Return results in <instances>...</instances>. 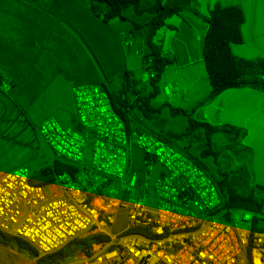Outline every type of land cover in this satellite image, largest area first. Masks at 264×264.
<instances>
[{
    "label": "crops",
    "instance_id": "0c3cea01",
    "mask_svg": "<svg viewBox=\"0 0 264 264\" xmlns=\"http://www.w3.org/2000/svg\"><path fill=\"white\" fill-rule=\"evenodd\" d=\"M190 3L203 17L215 6L238 8L243 17L241 40L230 43V51L244 60L264 61V0ZM95 5L90 0H0V176L26 166L33 183L43 184L48 194L56 192L52 177L36 179L58 173L53 170L56 162L73 168L61 172H73L75 167L54 157L37 127L54 116L62 126L83 132L72 88L88 84L105 87L130 129L162 137L149 125L160 124L163 116H181L192 128L206 129L201 124H207L208 146L214 144L213 135L221 134L227 145L232 141L231 149L248 150L256 183H264V88H229L208 99L211 86L202 51L208 24L189 10L167 17L152 42L169 63L155 81L142 85V56H152L148 34L153 15H137L127 8L123 18L104 22ZM127 32L135 37L131 48L122 46ZM2 82L9 84L7 91L1 88ZM168 84L176 85L175 89L168 91ZM146 97L153 112L141 111L139 100ZM154 172L160 173L161 168L155 165ZM0 264L27 262L22 252L0 246Z\"/></svg>",
    "mask_w": 264,
    "mask_h": 264
},
{
    "label": "built area",
    "instance_id": "2783aa9c",
    "mask_svg": "<svg viewBox=\"0 0 264 264\" xmlns=\"http://www.w3.org/2000/svg\"><path fill=\"white\" fill-rule=\"evenodd\" d=\"M121 42L133 47L134 34ZM156 77L153 56L143 55L141 84ZM72 92L84 131L48 116L37 133L75 170L54 173L50 194L26 166L0 176V232L28 242L39 256L98 237L77 264H264V214L229 205L226 188L186 153L128 128L104 88L80 84ZM133 147L143 154L142 177L130 170ZM121 213L125 223L115 232Z\"/></svg>",
    "mask_w": 264,
    "mask_h": 264
},
{
    "label": "trees",
    "instance_id": "16d2710c",
    "mask_svg": "<svg viewBox=\"0 0 264 264\" xmlns=\"http://www.w3.org/2000/svg\"><path fill=\"white\" fill-rule=\"evenodd\" d=\"M95 2L94 6L102 13L104 22H108L113 18H123V11L127 8H132L135 14L151 13V26L148 34V45L152 49L157 77L163 72L164 66L169 63L159 56L152 42V36L157 28L164 24L167 17L173 14H179L184 10L193 12L208 24L207 31L203 37L202 51L203 61L206 68L208 79L211 86V91L208 99L214 98L222 91L229 88L237 87H253L264 88V61H248L234 56L230 51V43H237L241 40L239 26L242 22V14L238 8H221L215 6L208 17L201 16L192 7L190 0H152L149 3L142 4L139 0H90ZM254 74L255 78L247 80L245 76ZM156 77V79H157ZM1 81V75H0ZM152 81H155L152 80ZM140 108L143 113L145 110L153 112L149 105V98H141L139 100ZM114 110L123 118L121 110L116 106L115 101L111 99ZM206 128L208 137V125L201 124ZM209 143V142H208ZM64 168L72 171L73 168L60 165L57 162L54 164V171L61 172ZM221 184V183H220ZM222 185V184H221ZM224 186V185H222ZM264 188V186H262ZM227 203L242 207L251 211L260 212V204L250 197H240L233 192L231 188L227 191ZM98 237L92 236L85 239H73L65 244L58 251L42 256L37 259L36 264H59L68 256H71L76 251H82L85 247L97 241ZM0 243L11 245L19 251L28 253L32 257H37L38 252L28 242L18 238L8 236L0 232Z\"/></svg>",
    "mask_w": 264,
    "mask_h": 264
},
{
    "label": "rangeland",
    "instance_id": "374dc122",
    "mask_svg": "<svg viewBox=\"0 0 264 264\" xmlns=\"http://www.w3.org/2000/svg\"><path fill=\"white\" fill-rule=\"evenodd\" d=\"M253 78H255L254 74L245 76L247 80ZM163 118L165 120L161 121L160 124L149 125L153 132L161 135L174 147L181 149L194 158L206 168L215 180L222 182L223 187L227 191L228 188H231L238 196L243 198L250 197L257 201L261 206L260 213L264 214V188L262 187L264 183H256L258 180L256 174L252 171L251 155L248 150L240 148L231 149L233 145L232 141H230V146L227 145L225 138L221 134L212 136L214 144L209 147L207 144L206 129L201 127L192 128L187 120L181 116L174 118L163 116ZM210 150H213L212 152L215 154ZM142 159V152L138 148L133 147L131 150L130 170L139 177H142L144 172V167L141 164ZM227 196L228 194H226ZM124 223V214L121 213L114 231L120 230L124 226ZM261 227L264 229V220H261ZM0 246L22 252L27 264H33L39 257L38 255L34 258L11 245L0 243ZM77 256L81 257V252H74V254L68 256L59 264H77L79 260V258H76Z\"/></svg>",
    "mask_w": 264,
    "mask_h": 264
},
{
    "label": "water",
    "instance_id": "95a60500",
    "mask_svg": "<svg viewBox=\"0 0 264 264\" xmlns=\"http://www.w3.org/2000/svg\"><path fill=\"white\" fill-rule=\"evenodd\" d=\"M53 175H54L53 172H50L47 175L43 176L41 179H36V182L44 181V180H46L48 178L53 177Z\"/></svg>",
    "mask_w": 264,
    "mask_h": 264
}]
</instances>
